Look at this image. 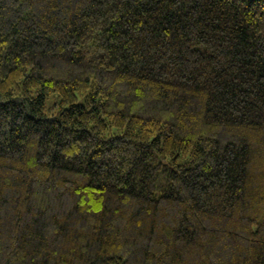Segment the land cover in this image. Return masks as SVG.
I'll list each match as a JSON object with an SVG mask.
<instances>
[{
    "label": "trees",
    "instance_id": "16d2710c",
    "mask_svg": "<svg viewBox=\"0 0 264 264\" xmlns=\"http://www.w3.org/2000/svg\"><path fill=\"white\" fill-rule=\"evenodd\" d=\"M0 264H264V0H0Z\"/></svg>",
    "mask_w": 264,
    "mask_h": 264
}]
</instances>
